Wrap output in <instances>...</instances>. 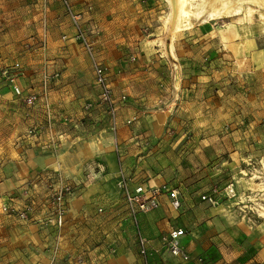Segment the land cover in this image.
Here are the masks:
<instances>
[{
    "label": "crops",
    "instance_id": "crops-1",
    "mask_svg": "<svg viewBox=\"0 0 264 264\" xmlns=\"http://www.w3.org/2000/svg\"><path fill=\"white\" fill-rule=\"evenodd\" d=\"M70 1L77 12L88 4V0ZM38 8L35 43H20L6 32L0 37V59L6 61L5 65L0 61V71L18 62L21 89L39 94L34 105H25L0 74L7 95L21 101L26 123L0 153V264H264V226L232 222L233 215L223 204L214 207L201 200L213 172L223 166L219 157L247 149L253 134L220 131L217 121L212 130L199 126L189 135L163 134L167 120L178 124L187 115L180 117L178 110L172 116L169 109L142 112L162 103L166 108H197V113L185 112L191 117L187 124H201L200 110L205 111L207 100L214 103L209 108L219 105L221 97L210 96L206 84L205 38H197L191 53L177 41L164 47V55L154 43L137 62L107 53L104 49L114 46L102 40L97 55L109 66L117 99L113 129L105 106L97 101L91 61L73 38L74 27L68 17L64 24L53 15L57 8L65 13L63 6L58 0H38ZM83 15L88 18V12ZM238 56L241 64H247L242 53ZM145 76L150 77V93L143 90ZM177 76L184 79L175 89ZM237 87L245 94L235 97L251 98L244 85ZM121 95L126 101H119ZM129 119L131 123L126 122ZM31 128L38 130L29 135ZM119 173L126 174L131 188L166 184L176 189L180 207L173 208L164 193L157 208L138 214L136 226L118 185ZM46 174L60 175L76 186L73 194L64 197L60 225L46 216ZM26 184L34 186L38 197L32 218L21 220L4 213L3 204H24L19 193ZM172 228L184 230L182 244L190 260L173 257L166 249L163 236ZM137 229L146 240L145 254L139 252Z\"/></svg>",
    "mask_w": 264,
    "mask_h": 264
},
{
    "label": "rangeland",
    "instance_id": "rangeland-1",
    "mask_svg": "<svg viewBox=\"0 0 264 264\" xmlns=\"http://www.w3.org/2000/svg\"><path fill=\"white\" fill-rule=\"evenodd\" d=\"M78 1L80 0H75ZM196 3L197 0L187 1V12L177 16V27L173 30L170 29V23L167 24L171 13L168 0H88V4L83 5L84 9L78 8V12L81 13L87 36L94 41L95 56L99 61L101 59L97 53H100L104 46L101 44L102 40L111 42L114 46L112 50L104 49L107 53L115 54L116 58L121 56L122 60L128 56L129 62H137L149 47L148 52L152 51V46H156L154 43H159L157 46L162 49L164 55H167L164 47L170 48L171 43L177 41L180 45L184 42L182 46L191 53L197 38H205L206 84L210 86V96L216 94L221 97L219 105L209 108V104L214 106V103L212 99L207 100L205 111L200 110L201 124H187L191 117L185 112L192 110L197 113V108L178 109L177 105L166 108L161 102L159 107H146L142 112L169 109L171 115H176L178 110L180 117L187 115L182 123L172 124L167 120L163 134L183 132L189 135L196 132L199 126L212 130L214 121H217L216 126L223 132L245 130L252 133L253 136L247 141V149L238 151L237 155L229 157L226 154L219 157L223 166L219 167V171L213 172L210 188L206 193L213 194L217 199V203L210 206L223 204L226 211L232 213V222H244L247 225L258 223L259 226H264V108L260 107V103L264 102V14L255 11L248 17L247 8L243 5L241 10L219 17L198 15L195 13ZM83 12H88V18ZM54 14L56 18L63 19L64 24L68 17L73 26L66 12L57 8L53 10ZM39 17L38 0H0V37L7 33L8 38L20 43H26V40L35 43L38 39ZM229 36L231 39H228ZM65 38L67 39L68 35ZM78 44L80 45L79 42ZM241 53L247 64L240 63L238 55ZM172 55L179 59L174 53ZM0 61L1 65H5L4 59ZM180 65L183 69L182 64ZM177 68L178 66L174 67L175 70ZM143 79V90L150 93V77L145 76ZM181 79L184 78L175 77V89L179 88L178 84L181 86ZM164 80L162 77V81ZM1 81L0 153H3L6 144L14 142L24 131L26 123L20 103L22 99L18 101L7 95ZM239 85L247 88L246 94L251 98L247 97L245 101L235 97L245 94L238 89ZM137 118L136 115L133 121ZM238 119L239 123L236 122ZM226 121H229V124ZM121 174L126 175L119 173V178ZM230 182L233 184V193L226 196L222 191Z\"/></svg>",
    "mask_w": 264,
    "mask_h": 264
},
{
    "label": "built area",
    "instance_id": "built-area-1",
    "mask_svg": "<svg viewBox=\"0 0 264 264\" xmlns=\"http://www.w3.org/2000/svg\"><path fill=\"white\" fill-rule=\"evenodd\" d=\"M63 6L66 14L69 16L72 25L74 27L73 38L77 40L82 48L90 58L91 65L94 71V81L98 87V103L105 106L107 110L111 127L114 129L116 126L115 109L117 105V99L114 97L110 79H109V66L97 60L95 56L94 41L87 36L86 31L82 25L81 13L75 11L70 0H58ZM20 73V64L15 62L12 66L1 69L0 74L11 87L13 93L20 97L25 105H34L39 99L37 92H24L18 84V76ZM53 77H58V73L55 72ZM45 80L48 78L43 77ZM126 96L121 95L119 101H126ZM88 106V105H87ZM133 119H129L126 122L131 123ZM33 130H35L33 132ZM38 128L29 129L28 134L33 135ZM46 193L48 198L49 207L46 214L48 220L55 219L58 225L62 222L63 212V201L64 197L71 195L76 191V186L64 180L60 175L46 174ZM119 187L122 190L129 217L132 222L137 226V216L139 213L147 212L151 209H155L159 205L160 195L166 193L170 198V203L173 208L177 209L180 207V199L176 189H171L166 184L160 186H145L139 184L133 188L128 184L127 178L121 174L118 182ZM34 186L26 187L21 189L20 195L24 201L21 207L13 204H3L1 209L4 213L17 217L21 220H28L32 218V213L36 211L38 205V197L35 193ZM224 195L230 196L233 193V184L230 182L225 185L223 191ZM14 198V197H13ZM201 199L207 201L209 204L214 205L217 203V199L213 194L204 193L201 195ZM182 228H172L166 235L163 236L164 244L168 252L173 257H178L183 261L190 260V255L186 252L182 244V236L184 235ZM137 241L139 245V252L145 254L146 240L142 237L139 230L137 229Z\"/></svg>",
    "mask_w": 264,
    "mask_h": 264
},
{
    "label": "bare ground",
    "instance_id": "bare-ground-1",
    "mask_svg": "<svg viewBox=\"0 0 264 264\" xmlns=\"http://www.w3.org/2000/svg\"><path fill=\"white\" fill-rule=\"evenodd\" d=\"M187 1L168 0L171 13L167 19V24L170 23V29L173 30L177 27L175 24L177 16L187 12V8H185ZM243 5L247 8L248 17H251L255 11L261 15L264 14V0H197L195 13L219 17L239 11Z\"/></svg>",
    "mask_w": 264,
    "mask_h": 264
}]
</instances>
